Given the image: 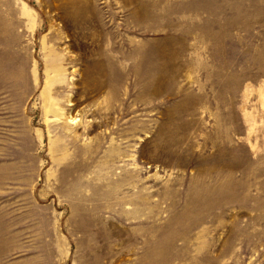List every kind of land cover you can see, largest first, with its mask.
Returning a JSON list of instances; mask_svg holds the SVG:
<instances>
[{
    "label": "rangeland",
    "instance_id": "1",
    "mask_svg": "<svg viewBox=\"0 0 264 264\" xmlns=\"http://www.w3.org/2000/svg\"><path fill=\"white\" fill-rule=\"evenodd\" d=\"M0 264H264V0H0Z\"/></svg>",
    "mask_w": 264,
    "mask_h": 264
},
{
    "label": "bare ground",
    "instance_id": "2",
    "mask_svg": "<svg viewBox=\"0 0 264 264\" xmlns=\"http://www.w3.org/2000/svg\"><path fill=\"white\" fill-rule=\"evenodd\" d=\"M75 119H73V121H74Z\"/></svg>",
    "mask_w": 264,
    "mask_h": 264
}]
</instances>
